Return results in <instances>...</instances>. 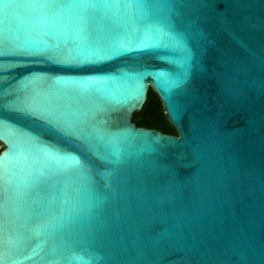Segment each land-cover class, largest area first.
<instances>
[{"label":"water","instance_id":"1","mask_svg":"<svg viewBox=\"0 0 264 264\" xmlns=\"http://www.w3.org/2000/svg\"><path fill=\"white\" fill-rule=\"evenodd\" d=\"M0 164V264H264V0H0Z\"/></svg>","mask_w":264,"mask_h":264},{"label":"trees","instance_id":"2","mask_svg":"<svg viewBox=\"0 0 264 264\" xmlns=\"http://www.w3.org/2000/svg\"><path fill=\"white\" fill-rule=\"evenodd\" d=\"M133 121L138 126L159 129L165 133L178 134L165 114L162 100L151 88L149 89L148 98L144 106L141 110L134 113Z\"/></svg>","mask_w":264,"mask_h":264},{"label":"snow or ice","instance_id":"3","mask_svg":"<svg viewBox=\"0 0 264 264\" xmlns=\"http://www.w3.org/2000/svg\"><path fill=\"white\" fill-rule=\"evenodd\" d=\"M0 169H2V164H0ZM0 186H2V178H0ZM0 190H2V187H0Z\"/></svg>","mask_w":264,"mask_h":264}]
</instances>
